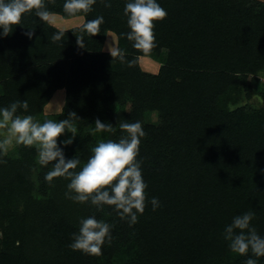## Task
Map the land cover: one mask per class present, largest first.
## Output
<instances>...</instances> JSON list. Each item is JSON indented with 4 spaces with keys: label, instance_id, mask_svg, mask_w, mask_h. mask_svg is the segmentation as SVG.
<instances>
[{
    "label": "trees",
    "instance_id": "obj_1",
    "mask_svg": "<svg viewBox=\"0 0 264 264\" xmlns=\"http://www.w3.org/2000/svg\"><path fill=\"white\" fill-rule=\"evenodd\" d=\"M126 2L110 0L106 7L97 0L90 12L69 15L64 0H44L50 15L84 17L81 27L70 29L41 20L35 9L24 13L21 24L0 35V107L27 100L28 111L17 114L36 119L65 88L57 120L78 130L72 144L61 145L67 159L80 160L73 171L100 141L127 136L121 124L140 121L145 211L130 226L113 206L73 202L65 196L69 180L47 182L53 165L38 163L35 146L18 145L17 155L0 157V264H246L252 253L230 251L224 229L248 211L264 236V104H236L247 78L257 81L264 73V1L158 0L167 16L154 22L157 46L148 53L124 35ZM100 16L93 35L84 25ZM60 31L62 39L53 42ZM108 33L126 51V62L105 50ZM151 53L159 57L158 73L139 64ZM261 97L264 103V87ZM146 111L159 112L160 122L144 123ZM96 119L115 130L95 131ZM152 197L159 200L155 210ZM92 215L113 225L99 256L69 247L79 220Z\"/></svg>",
    "mask_w": 264,
    "mask_h": 264
},
{
    "label": "clouds",
    "instance_id": "obj_2",
    "mask_svg": "<svg viewBox=\"0 0 264 264\" xmlns=\"http://www.w3.org/2000/svg\"><path fill=\"white\" fill-rule=\"evenodd\" d=\"M97 0H64V11L69 15L78 12H90ZM106 7H110V0H101ZM35 9L36 14L43 21H48L50 13L44 6V0H0V35L11 33L12 25L21 24L24 13ZM129 31L125 33L127 39L133 42V47L148 53L157 46L154 33L155 21L163 20L167 16L158 0H127L124 7ZM102 16L88 22L84 28L91 34L99 32L103 23ZM32 31L25 33L29 39ZM63 32L53 34L52 41L62 39ZM78 43L79 40H78ZM112 57H117L121 62H126V51L117 48L110 51ZM131 65V62H128ZM18 109L27 112V100H16L10 105L0 107V157L6 155L15 146H35L38 151V163L46 167L50 163L52 169L45 175V180L52 183L56 177L69 180L66 198L76 203H88L102 210L104 205L113 206L121 219H126L130 226L138 222L146 207L147 183L142 175V161L137 157L140 153L141 138L146 135L142 123H123L121 129L126 130L127 136L118 141L102 140L92 148V155L79 171H73L80 165L77 156L67 159L64 148L73 143L78 130L69 120L55 122L46 120L37 122L32 115H18ZM77 117L75 112L69 113ZM71 136L58 142V137L65 130ZM111 123L95 121V131L113 132ZM4 161L0 159V163ZM153 210L159 207L157 197L150 201ZM255 213L244 212L232 218L231 223L224 229V239L233 253L248 255L246 264H258V258L264 257V236L260 235L252 225ZM113 225L105 220H98L94 215L79 220L77 232L72 233V242L69 247L73 251H81L88 255L99 256L103 246L112 240ZM255 257V258H253Z\"/></svg>",
    "mask_w": 264,
    "mask_h": 264
},
{
    "label": "rangeland",
    "instance_id": "obj_3",
    "mask_svg": "<svg viewBox=\"0 0 264 264\" xmlns=\"http://www.w3.org/2000/svg\"><path fill=\"white\" fill-rule=\"evenodd\" d=\"M264 1V0H262ZM49 23L60 28V29H70L74 27H81L84 23L83 16L71 17L66 18L62 15L58 14H51L49 17ZM116 48V36L112 33L107 34L106 38V45L105 50L115 51ZM159 57L155 53H151L150 55L140 56L139 57V64L144 71L150 73H158L160 70L161 64L158 61ZM264 73H261L258 76V80L254 81L252 77L247 78L246 82L244 83V87L242 89V94L237 101V105H243L245 103L251 104L253 107H262L263 106V99L261 97V92L264 87ZM250 88V92L253 95L252 98L246 97L247 88ZM66 103V89L62 88L57 90L50 101L44 106L43 112L40 117L36 118L35 120L39 123H43L46 120H52L55 122H59L58 116L64 110V106ZM122 110L129 111L131 108V102L128 100L123 102ZM113 110H118L120 108L119 103L111 104ZM234 107V106H233ZM23 116V115H21ZM144 123H154L158 124L160 122L159 112L157 111H146L143 117ZM69 132L67 129L61 135L63 138L68 137ZM18 146L10 149L7 154L17 155Z\"/></svg>",
    "mask_w": 264,
    "mask_h": 264
},
{
    "label": "crops",
    "instance_id": "obj_4",
    "mask_svg": "<svg viewBox=\"0 0 264 264\" xmlns=\"http://www.w3.org/2000/svg\"><path fill=\"white\" fill-rule=\"evenodd\" d=\"M106 45V44H105Z\"/></svg>",
    "mask_w": 264,
    "mask_h": 264
}]
</instances>
